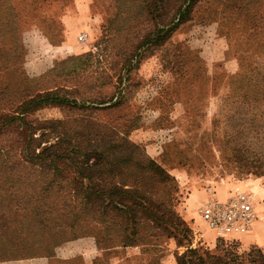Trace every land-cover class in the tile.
<instances>
[{"label":"rangeland","instance_id":"rangeland-1","mask_svg":"<svg viewBox=\"0 0 264 264\" xmlns=\"http://www.w3.org/2000/svg\"><path fill=\"white\" fill-rule=\"evenodd\" d=\"M156 1L0 0V217L141 264H264V0H198L161 44L179 0ZM237 192L256 218L219 239L198 209Z\"/></svg>","mask_w":264,"mask_h":264},{"label":"crops","instance_id":"crops-1","mask_svg":"<svg viewBox=\"0 0 264 264\" xmlns=\"http://www.w3.org/2000/svg\"><path fill=\"white\" fill-rule=\"evenodd\" d=\"M84 226L82 228L87 231L86 233L78 234V236L58 243L48 242L47 237L43 240L44 237L41 234L32 235L31 240L28 241L24 236H9L4 239L8 240L4 252H2L3 259L0 257V264H141L143 262L144 252L137 244L132 247H116L115 250H101L97 246L96 237L89 232V225ZM18 228L23 231V227L19 226ZM12 249L27 250L32 254L12 258L10 256ZM153 256L155 255L152 254L151 257ZM102 258L103 262L101 263L99 259ZM155 264L160 263L157 260ZM162 264H172V261L167 257L162 261Z\"/></svg>","mask_w":264,"mask_h":264},{"label":"trees","instance_id":"trees-1","mask_svg":"<svg viewBox=\"0 0 264 264\" xmlns=\"http://www.w3.org/2000/svg\"><path fill=\"white\" fill-rule=\"evenodd\" d=\"M198 0H179V2H177L176 0H175V2H177L176 4H177V7H176V10H175V13H174V19H175V16H178V19H177V21L170 27V29H168L167 31H165V32H163V31H160L159 32V34L160 35H158L157 36V38L153 41L155 44H161V43H163L166 39H167V33H171V32H173L176 28H177V26L179 25V23H182V22H184V21H186L187 20V18H186V16H187V14L189 13V11H190V8L197 2ZM156 2H161V0H157ZM185 3H187L186 5H185ZM183 5H184V7H183ZM50 95V93H46V94H44V95H38V96H36L35 97V99H37V101L35 100V99H32L31 100V102L33 103V104H35V107L36 108H39L40 106H42L43 104H45L44 103V98L45 97H47V96H49ZM46 104H48V103H46ZM51 104H53V103H51ZM30 139H33V133H31L29 136H28V140H30ZM27 140V141H28ZM56 147V145H50L47 149H45L42 153H35V152H33V151H27V156L29 157V159H31L30 161H32L33 163H36V164H40V165H42L43 164V162H44V158L43 157H45V158H48V157H50L51 155H54V154H56L55 152H54V148ZM54 157H55V160L57 159V156L56 155H54ZM36 161V162H34V161ZM54 162V161H53ZM52 161H49V162H45L46 164H50V165H52V164H54ZM122 193H125L127 196H131L132 195V191H130L129 189H123V191H122ZM86 197V200H85V205H89V203L91 202V199H90V196H88V195H85ZM127 201H129V200H127ZM131 202V204L130 203H128V202H126V201H124V200H122V201H120V202H116V203H118L122 208H116L117 210H119V211H122L123 209H126V211L127 210H129V213H133L134 211H133V209L131 208L132 206H139L140 205V203H142V202H144V201H135V200H132V201H130ZM92 204V203H91ZM6 217V215L4 216V218ZM23 219H25V218H17V217H6V219H2L1 217H0V220H2V221H0V232H1V230L2 229H4L3 230V232L0 234V257L2 258V252H4V250L3 249H5V244L7 243V240L5 241L4 239H6V238H9V236H11V234H12V236L14 237V236H16V237H19V236H21L22 237V235H21V233H22V231L18 228L19 226L22 228L23 226H22V224H23ZM133 220H134V222H137L139 219H137V218H134L133 217ZM137 220V221H136ZM71 221V220H70ZM44 222V221H43ZM133 222V223H134ZM41 223V218H40V215L38 216V217H35L34 215L32 216V218L26 223V225L29 227H32V228H34V227H36V224H40ZM41 227V226H40ZM136 227H138V226H136ZM24 229V228H23ZM136 230H137V228L131 233L132 235H135L136 234ZM138 232V231H137ZM50 233V232H49ZM45 237H47V239H48V242H52L51 241V238H52V235L51 234H46L45 235ZM45 237L43 238V240H45ZM2 239V240H1ZM131 239H132V241L130 240V242H132V243H135L134 241V236H131ZM10 240V239H9ZM11 241V240H10ZM135 245V244H134ZM127 245H124L123 243H122V247H126ZM1 249H2V252H1ZM20 251H23V250H20ZM5 253L7 254V251H5ZM19 251H16V250H14V249H12L11 251H10V256L12 257V258H14V257H17L18 256V258H19ZM3 259V258H2ZM158 260V259H157ZM159 261V260H158ZM160 263V262H159ZM174 263H175V260H174ZM160 264H162V262L160 263Z\"/></svg>","mask_w":264,"mask_h":264},{"label":"built area","instance_id":"built-area-1","mask_svg":"<svg viewBox=\"0 0 264 264\" xmlns=\"http://www.w3.org/2000/svg\"><path fill=\"white\" fill-rule=\"evenodd\" d=\"M200 219L219 239L226 241L246 234L256 218L250 197L241 192L226 201H208L198 209Z\"/></svg>","mask_w":264,"mask_h":264}]
</instances>
